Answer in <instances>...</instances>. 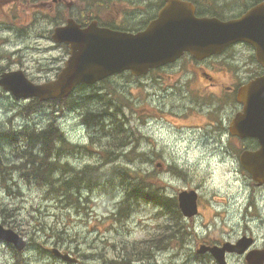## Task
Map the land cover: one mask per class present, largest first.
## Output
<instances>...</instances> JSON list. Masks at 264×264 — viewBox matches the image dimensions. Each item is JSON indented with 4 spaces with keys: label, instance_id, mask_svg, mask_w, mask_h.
<instances>
[{
    "label": "rangeland",
    "instance_id": "obj_1",
    "mask_svg": "<svg viewBox=\"0 0 264 264\" xmlns=\"http://www.w3.org/2000/svg\"><path fill=\"white\" fill-rule=\"evenodd\" d=\"M42 3H44L42 0H0V30H9L11 34L8 41L10 42L13 40V43H11L13 46L12 51H7L4 46L2 47L3 55L9 53V60L6 65L11 67V69H24L27 74L37 82H44L49 78H53L58 67L60 68L64 59L68 58V54L65 53L64 49L52 38L54 25L52 21L58 13L51 9H44V7L40 6ZM79 5L80 4L74 0L70 2L69 8L79 7ZM128 6L129 5L126 4V6L123 5L121 8L111 7V17L115 14V10L119 9L121 11ZM2 42V39H0V43ZM236 52L238 58L244 59H247L252 54L250 49L244 47H238ZM213 75L218 79L227 81V79L218 72L213 73ZM140 86L145 88L146 81L143 80ZM169 86L168 82L163 79L160 84L158 83L154 85V87L149 86L145 88L147 89L145 98L140 91L139 83L132 86L125 85L119 79L114 88L126 91L138 102V104H140V108L129 113V115L132 122H135L137 126L141 127L142 131H144L143 134L149 137V149L154 148L158 153L163 155L164 158L175 164L177 161L182 163L187 158L191 159L194 166L190 173L195 178L199 187L202 188V192L205 191V186H208L211 192L217 191L215 194L216 198H224V201H226L225 208H227L230 202L229 199L232 195L237 193L241 182L239 180L237 183H233L231 174L228 173V168L232 166L231 164L223 163V160L228 162L235 161L239 164L235 159L241 153L243 145L236 140L237 138H229L228 134L222 136V141H216L214 138L209 139V137L205 138L204 135L212 133L213 130L207 125L199 127L203 124L205 118H207L206 113L199 109V103L205 106V104L215 100L213 95L216 94L217 90L213 87L205 88L204 85H199V83H197L194 85L196 92H192L185 97L182 92L173 95L172 92L168 90ZM102 90L101 96L103 97L100 95L88 97L90 99L86 104H84L83 99L87 97L83 93L81 96L83 104L80 106L79 112L74 110L58 112V118L59 120L62 119V125L67 128L72 140L84 143L88 140L91 130L101 127L100 124L91 119L89 114L100 111L107 106L106 97L111 95V79L108 83L87 86L84 90L88 92H101ZM204 93L211 95L205 96ZM98 98L106 99V102ZM216 100H218V98ZM153 103H155V105H153ZM130 104H133V100L130 101ZM5 106L6 109H3L5 115L11 117L14 108H12L11 105ZM52 106L53 104H50L44 108H40L52 109ZM232 108L233 106L230 104L229 99L226 98V103L222 107V114L226 115L231 113ZM35 121L37 120L35 119ZM39 122H43V119L41 118ZM142 139L143 137L141 136L140 142ZM201 139L204 140L200 141ZM151 144L153 147H150ZM215 150H217L216 154L214 153ZM139 151H141V149ZM51 160L52 158L49 159V161ZM2 168H5L11 176L15 173L12 167L0 165V170H2ZM19 182V185L25 184V181ZM241 185H243L242 190L245 195H248L250 191L251 193L254 192L253 183H249V186H246V188H244V184ZM0 186H2L1 183ZM26 191L31 192L28 191V188ZM34 200L38 201L36 203L44 204V201L39 200L37 196L36 198L34 197ZM18 201L24 200L20 197ZM27 203L28 202L25 204ZM262 205H264V201ZM31 208L33 211L34 208L39 209V215L46 216L48 220L42 234L46 232L49 225L57 226L56 223L50 222L57 219L55 218L52 220L54 216L52 210L49 209L50 213L47 209H43L42 206H32ZM203 208L208 209L207 211L210 212L208 218V220H210L212 218V210L206 205H204ZM203 214L204 212L202 211V217H204ZM50 215L52 216L49 221ZM259 220V209L254 212L253 216H247V218L244 216L233 238H228L227 241H224V244L221 245H226V242H229L230 244L233 243L238 246L236 241L243 232H245L247 236H254L253 232L255 235L264 234V229L261 230L254 226ZM109 231H111V228H109ZM108 236L111 237V233H108ZM96 237H100L98 232ZM137 237H142V235H137ZM25 239L27 241L23 240L20 242L22 245H27L30 241V239ZM216 242L218 241H214V243ZM45 244L50 254V250L53 249L54 246L52 242L45 241ZM99 246L100 245H96L90 249L85 248L80 253L87 250H97ZM28 249L29 247L24 250L26 251ZM80 253L78 256H80ZM83 261L86 262L87 260ZM37 264L51 263L46 259L37 262ZM95 264H105V262H95ZM150 264H156V259ZM169 264L176 263L170 262Z\"/></svg>",
    "mask_w": 264,
    "mask_h": 264
},
{
    "label": "water",
    "instance_id": "obj_2",
    "mask_svg": "<svg viewBox=\"0 0 264 264\" xmlns=\"http://www.w3.org/2000/svg\"><path fill=\"white\" fill-rule=\"evenodd\" d=\"M263 9L261 6L256 11ZM152 26L144 33L131 35L99 29L96 24L82 30L72 22L56 32L57 37L68 42L72 49V57L58 81L35 86L21 72H15L4 74L0 84L14 94H25V97L33 96L29 94L57 93L39 98H63L74 90L75 84L95 83L125 70L140 76L150 68L176 60L185 51L195 53L202 50L210 55L236 40L254 44L257 58L264 65V14L259 12L226 24L191 17L177 20L167 15ZM244 90L249 91L248 100L244 102L245 113L235 119L233 133H240L245 127L248 134L259 137L263 150L250 154L261 157L264 156V76L251 82Z\"/></svg>",
    "mask_w": 264,
    "mask_h": 264
},
{
    "label": "trees",
    "instance_id": "obj_3",
    "mask_svg": "<svg viewBox=\"0 0 264 264\" xmlns=\"http://www.w3.org/2000/svg\"><path fill=\"white\" fill-rule=\"evenodd\" d=\"M127 80L133 82L134 78L128 74ZM78 96L72 101L73 106L69 110L79 111V106L83 104V101L86 104L90 99L84 98L82 101L81 97ZM98 99L106 102V99ZM37 102V100L34 101V112L40 110ZM127 104L128 100L124 94L113 90L111 91V97L107 98V106L100 111L89 114L92 119L102 126V130L100 129L97 132V136H92L89 140L91 143L103 141L107 146H111V149L106 150L107 154L101 153L97 162L76 170H70L66 166L59 168L52 166L58 160L56 157H60L63 152L73 155L84 154L83 151L77 148L78 146L74 147L65 139L59 125L54 122L53 118L40 130L34 126L31 127L32 130L27 133L30 142L24 141L22 146L18 147L15 155L24 162V168L27 170L34 167L28 168L30 161L27 154H33L36 158L43 159L38 166H44L41 172H36L34 176L30 172L25 174L28 178L32 176L35 186L43 190L41 193L42 198L48 199V201L52 200L50 202L53 205L59 201H64L68 208L74 207L78 212L86 214L85 211L87 209L81 207H85V205L90 207L88 203L90 193L100 196L98 199L99 204L106 205L117 188L124 190V192L120 191L122 193L121 198L123 197L120 204L130 202L136 194H146L150 191L155 192L158 190L154 179L149 177L143 168L135 167L136 162H133V166L129 167L131 169L124 166L123 162L127 158L133 160L135 157L133 153L128 155L127 150L125 152V146L128 144V138L132 132L129 121H127L128 117L121 110V106ZM17 134H21V131H15L11 128L7 129V126L0 127L1 138H4V141L9 144L8 152L10 151L9 149H15L20 145V138ZM83 148L88 150V147ZM1 158L2 156H0V165L2 166H7V163L13 160L9 156H6L3 160ZM50 158H52L51 161H49ZM102 165L106 167V170L101 169ZM54 169H61V173L58 175L54 174ZM0 181L3 183L1 189L4 190H0V221L7 227L13 228V226H16L26 232L24 228L15 222V218L20 211L15 209L17 204L14 197L15 195H21V190L14 189L13 192L11 190L12 184H15V178L9 175L5 168H2ZM79 194H82L80 198L78 197ZM25 200L27 201L28 197ZM82 201H85V203ZM55 214H58L57 209L53 210V215ZM74 219L73 227L79 222L76 217ZM62 224L64 227L61 226L56 231L53 241L70 240L71 237L67 232L70 225ZM63 231L66 235H64ZM38 236H40V233H36L35 237ZM9 246L11 247L12 245L9 244ZM36 246L40 252L36 258L40 259L45 255L46 248L41 240L37 242ZM14 261V264H30L29 260L25 261L23 252H18Z\"/></svg>",
    "mask_w": 264,
    "mask_h": 264
},
{
    "label": "flooded vegetation",
    "instance_id": "obj_4",
    "mask_svg": "<svg viewBox=\"0 0 264 264\" xmlns=\"http://www.w3.org/2000/svg\"><path fill=\"white\" fill-rule=\"evenodd\" d=\"M106 1V0H100ZM111 1V0H109ZM192 3L196 9V13L199 16L208 17H218L222 20H233L238 19L245 15L252 8L264 3V0H183ZM165 5V2L160 3V9ZM101 16V13H92L91 16ZM114 18V16H113ZM243 46V45H242ZM236 48V47H235ZM232 51L225 52L222 56H215L207 58L198 62L197 60L191 59L195 65L198 67H203V69L208 68L214 72H218L224 78L227 79L226 84L224 83H214L213 85H221L225 88L224 92L228 94L229 97H236L238 101V93L240 87L252 80L256 74H260L259 67L254 63L250 65V60H246V66L240 65L236 67L232 64L231 58ZM208 75L210 73L206 72ZM239 77V78H238ZM257 77V76H256ZM245 141H249L245 140ZM257 144V142H256Z\"/></svg>",
    "mask_w": 264,
    "mask_h": 264
},
{
    "label": "bare ground",
    "instance_id": "obj_5",
    "mask_svg": "<svg viewBox=\"0 0 264 264\" xmlns=\"http://www.w3.org/2000/svg\"><path fill=\"white\" fill-rule=\"evenodd\" d=\"M52 166H56V167L60 166V160L58 159L55 163H53Z\"/></svg>",
    "mask_w": 264,
    "mask_h": 264
}]
</instances>
